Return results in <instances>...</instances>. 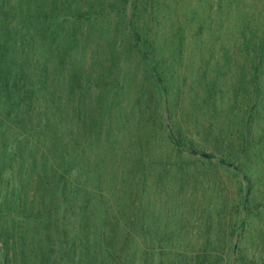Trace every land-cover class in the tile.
<instances>
[{
    "label": "rangeland",
    "instance_id": "rangeland-1",
    "mask_svg": "<svg viewBox=\"0 0 264 264\" xmlns=\"http://www.w3.org/2000/svg\"><path fill=\"white\" fill-rule=\"evenodd\" d=\"M0 264H264V0H0Z\"/></svg>",
    "mask_w": 264,
    "mask_h": 264
},
{
    "label": "trees",
    "instance_id": "trees-1",
    "mask_svg": "<svg viewBox=\"0 0 264 264\" xmlns=\"http://www.w3.org/2000/svg\"><path fill=\"white\" fill-rule=\"evenodd\" d=\"M240 2V1H239ZM242 4V3H241ZM248 5V3H246V7H248L247 6ZM248 9V8H247ZM241 18V17H240ZM245 20H246V18H241V20H238V22H240L241 24H243L244 26H247V24L249 23V22H245ZM43 173L41 172V171H39V176H38V179L36 180V181H39V180H42V178H43ZM65 175H64V177H62V180L63 179H65Z\"/></svg>",
    "mask_w": 264,
    "mask_h": 264
}]
</instances>
